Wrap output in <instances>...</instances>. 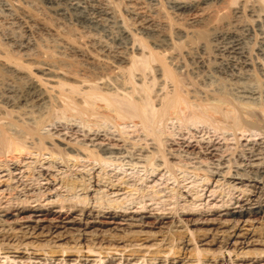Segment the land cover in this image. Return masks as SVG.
Returning a JSON list of instances; mask_svg holds the SVG:
<instances>
[{"label": "rangeland", "instance_id": "1", "mask_svg": "<svg viewBox=\"0 0 264 264\" xmlns=\"http://www.w3.org/2000/svg\"><path fill=\"white\" fill-rule=\"evenodd\" d=\"M7 1L17 8L15 7V12L10 15L4 11L0 4V97L2 99H0V124H14V120H16L14 118L18 115L16 111H21L15 107H18L19 103L21 104L24 97L27 99L29 85L32 82L36 81L47 92L48 96L55 97V99L59 94L58 83L67 85L71 82V85L76 84L72 82L77 78L70 79L67 77L68 74L61 79H52L40 74L42 66L39 63L43 61L46 52L55 45L65 48L69 44L71 46H80L81 44V47L86 48V50H88L87 48L90 49L91 55H97L94 52L98 50L93 47L96 44L104 43L111 47L115 45V47H135L134 49H139V52L142 50L141 44L147 45L146 47L150 49L161 44V46L171 49L173 55L181 60L183 65L185 64V71L182 70V72L187 78L186 72L190 67H187L189 62L185 47L194 41L193 37L190 39L189 31L203 32L205 30L201 24L192 22L190 13L181 14L178 12L173 7L171 0H96L97 2L93 3L96 6L101 1H106L111 7L109 8L110 16H104L101 19L95 16L89 19V17L91 18L89 7L80 11L73 10L70 8L68 0H53V2L50 0ZM142 1L143 3H141ZM144 1L146 2L144 3ZM238 1L235 6L242 5L243 11L238 16L239 19L235 25L240 28L241 46L246 48L245 52H249L248 55L253 60L254 66L260 65L262 68L263 65L262 69L264 70V0H249V3L248 0ZM132 2H136V5H133ZM206 4L209 9H215V14L219 9L222 10L226 7L223 3L220 5V3L216 4L213 1H207ZM59 9H64L62 13L60 12L61 14L58 12ZM85 14H89V16L85 18ZM15 18L20 21L17 19V22ZM146 19L151 21L154 19L152 22L158 30L160 29L161 35L166 38L152 37L143 30L142 25ZM163 22H166V26H163ZM217 22L219 24L215 22L213 28L217 29L216 31L227 28V24H225L227 22L224 23L220 19ZM41 24L46 25L49 32L45 31ZM214 31L210 30L209 32L213 33ZM212 33L208 37L210 41L207 39L210 44L212 43ZM97 56L99 61L103 60L100 58L102 56ZM70 62H74L76 67L85 70L88 76L93 74L91 76L93 78L98 77L102 68L106 69L108 65L113 66L107 62L101 69L92 68V66L86 65L73 56ZM101 64L103 63L101 62ZM108 68L110 71L113 70V67ZM105 69L103 71L109 72V69H106L107 71ZM254 70L253 75L256 80L264 83V76L257 73L256 69ZM46 78L56 82H53L54 84L49 82L48 84L44 81ZM63 89H69V87L65 86ZM2 95L8 96L2 98ZM76 100L78 101V99ZM56 104L58 103L52 102L51 99L46 105L47 107L41 109V112L44 109L45 111L41 113V117L38 118L39 121L37 120L39 122L37 134L43 139L45 149H37L39 145L40 149L42 147L38 135L34 134L28 136L25 145L26 150L21 153H14L13 159L9 157L8 153L0 158V216L9 226L14 227L16 224L23 223L31 225L30 222H27L29 219L30 221H41V224L46 227L57 226L60 230L52 237L56 234L66 237L65 240L56 243L63 248L73 246L75 243L71 237L72 232H64L63 228L68 225L71 217L79 218V216L72 214L68 206L80 205L84 202L83 199H86L85 202H87H84V205L88 203V208L91 207L92 211H98L102 207V210L105 209L103 211L110 212L113 211L114 207L117 208L118 205L124 204L121 210L115 209L114 211L125 213L126 220L129 218L141 219V223L147 227L145 230L150 228L153 232H157L154 224L161 218L155 219V217L160 215L168 217L164 220V227L173 226L178 221L182 222L183 226L185 222H189L187 225L189 227L186 229L188 239L192 240V246L196 247L195 259L197 261L193 264H264V257L252 258L255 251H264L262 246L245 247L239 250L238 253L243 251L250 256V258L243 260L235 258L236 250L233 246L220 250V245H217L211 247V251L208 253L201 252L205 247L195 246L196 232L198 240L201 235L207 234L199 232L200 230L204 231L209 228L221 230L222 225L220 226L218 223L219 220L250 221L247 223L248 225L246 224V228H248L247 226L264 228L263 216L236 215L240 212L241 206H243V210L255 212L259 203L264 205L263 129H246V131L242 130L243 133L239 130L234 132L227 127L224 128L226 125L216 129L213 124L200 122V120L195 122L196 119L189 120L184 126H180V122L177 120H166L162 121L157 128L160 131H158L159 135H161L160 143L157 144L151 136H148L140 128V125L131 121L122 122L123 125L115 128L111 122L97 119V117L94 121H103H100L102 129H97L99 133L92 131L94 133L92 134L89 128L92 125L84 123V116L77 115L76 111H73L74 117L69 118L68 113H66L64 119L62 118V106L60 103L58 104L60 109ZM30 106L26 109L24 107L22 110H31V113L35 114V107ZM6 113L11 115H7V117L5 116ZM58 115L59 117L55 118ZM66 116L69 118L68 120ZM77 116L83 119L75 118ZM50 118H52V122ZM24 122L28 124L27 127L33 128L35 115ZM83 147H87L88 150L84 151ZM99 149H102L103 154L100 152L99 154H92L94 158L91 157L90 151L95 152ZM109 183L118 189L111 190L108 186ZM73 184L77 187L76 190H74ZM88 184L93 187L89 189L86 196L79 190L82 186L86 185L85 187H87ZM103 184L104 187H101L100 185ZM122 188L125 189L121 190ZM98 190L99 192H97ZM131 203L132 205L129 206ZM19 204L28 207L26 212L18 214L9 211L8 213H12L11 215L2 212L9 206ZM109 206L112 208L109 209ZM126 207L128 209H125ZM31 209L32 211H30ZM225 209L227 211H224ZM188 212L193 215L186 216ZM216 212L218 213L216 214ZM200 213L208 214L207 218L213 221L212 224L192 225L191 223L198 218L197 215ZM232 214L234 216L231 217ZM122 219H109L106 216L99 217L96 221L88 219L87 222L93 223L91 225L94 226V229L91 230L99 232L124 225ZM91 234H95V232H91ZM185 236L186 234L177 235L174 243L178 241L179 237L184 238ZM49 239V237H42L39 238L41 242H35V239L24 242L30 244L35 242V245L46 247V245H52L49 244L51 241L56 240L52 239L47 243ZM87 243L89 242L81 241L76 244L84 247ZM106 245L104 246L106 247ZM83 253L87 254L88 257L81 259V261L76 260L75 256H79L77 254H73L71 257H63L64 260L61 258L48 259L47 256L28 260L26 256L19 254L0 253V264H171L168 261L166 263H162L163 261L148 263L146 262L147 258L138 262L125 261L119 253H115L112 259L104 258L103 255H99L98 250L91 253L84 249ZM204 259H209V261L216 259V262H206ZM189 263L191 262L187 264ZM178 264H183V262Z\"/></svg>", "mask_w": 264, "mask_h": 264}, {"label": "bare ground", "instance_id": "2", "mask_svg": "<svg viewBox=\"0 0 264 264\" xmlns=\"http://www.w3.org/2000/svg\"><path fill=\"white\" fill-rule=\"evenodd\" d=\"M50 1L53 2V0ZM68 1L70 8L73 10L80 11L81 9L89 7V10L91 11V18L89 17V19H92V16L101 19V17L103 18L104 16H110L111 13L109 9L111 7H109L110 5L107 4L106 1H101V3L98 4L96 3L97 6L93 4L94 2H97L96 0ZM207 1H213L216 4L220 3V5L223 3L226 5V7H224L222 10L219 9L217 14H215V9H212L213 11L209 9L207 5L208 3L206 4ZM136 2H132L133 5H136ZM145 2L146 1H144V3ZM171 2L174 5L173 7L178 12L181 14L190 13V16H192V22L198 25L201 24L202 27L205 28V30L203 29V32L189 31L191 36L189 34L188 35L190 36V39L193 37L194 41H192L190 44H187L185 47V51L188 55L189 65L187 64L188 62L186 64L188 65L187 67H190L186 72L187 78L184 77V72H182V70L185 71V64L183 65V62L173 55L171 49L165 48L161 46V44L157 45L154 43L157 46H153L151 49L146 47L147 45L145 46L141 44L142 47H140L142 50H140V52L139 49H134L135 47H115L116 45L111 47L108 46L109 44H96L93 47L98 51L94 53L102 56L100 58H103V60L100 61L103 64H101V62L97 59V55H91V52H89L90 49L87 48L88 50H86V48L81 47V44L80 46H71L69 44L68 46L66 45L67 47L65 46V48L55 45L50 49V51L46 50L47 52L44 59H42L43 57L41 58L43 61L39 64L42 66H40L42 71L39 73L42 76L52 79H61L65 77L66 74H68L67 77L70 79H74L73 77L77 78L74 79L75 82H72L73 84H76L71 85V82L67 85L58 83L59 94H57L59 98L57 97L58 99H55V97L51 98L48 96L47 92L36 81L32 82L31 85H29L30 89L27 93V99L24 97L21 104L17 102L19 103V106L15 108L21 111L15 110L18 115L16 116L14 114V116H16L14 118L16 120L13 119L15 121L14 124H0V158H3L4 154L8 153L9 157L13 159L14 153H21L22 151L26 150L25 145L26 141L28 140L27 138H29L28 136H33L34 134L38 135V118H40L41 113L45 111L44 109V111L41 112V109L44 108L51 101V99L52 102L58 104L60 103V106H62L63 113L59 110L63 114L62 118H64V114L66 113H68L67 115L69 118L74 117L75 115L73 114V111H76L75 113L77 115L79 114L84 116V123L86 122L87 124L92 125L91 127L89 126L91 133L92 131L99 133L97 129L101 128V120H98V122L94 121V119L97 117V119L111 122L115 128L121 125L122 122L128 123L127 121H131L136 125H140V128L146 132L148 136H151L154 141L157 142V144L160 143L161 136L159 135L160 131L157 128L162 121L166 120H177L180 122V126H184L189 120L196 119L195 122L197 120H200V122H207L213 124L216 129L223 128V126L226 125L224 128L227 127V129L234 130V132L235 130L246 131V129L264 130V83L257 81L253 75V70L256 69L258 71L257 73H260L262 76H264V70L262 69V64V68L260 65L254 66L253 60L248 55L249 52H245L246 48L244 49L241 46L240 40L242 37L240 38L241 35L239 34L240 28L239 26L237 27L235 25V22H237L239 19L238 16L243 11L242 5H238V7L235 6V4L239 2L238 0H171ZM141 3H143V1ZM0 4L4 8V11L10 15H12V13H14L17 8L7 0H0ZM63 10L59 9L58 12L62 13ZM88 16L89 14L84 15L85 18ZM17 19L18 18H15V20L18 22L19 19ZM109 19L111 18L109 17ZM219 19L223 20L224 23L227 22L225 23L227 24V28L225 29L223 27L225 30L223 29L216 31L217 29H213L215 22L219 24L217 22ZM152 21L146 19L142 25V29L149 33V35L152 37L165 39L166 37L161 35L162 33L159 31L160 29L158 30L157 26H155L154 22ZM165 23L163 26H166ZM34 25L36 24L34 23ZM41 25L43 26V24ZM43 28L45 31L49 32V28L46 27V25L43 26ZM210 30H215L213 33L211 32V44L208 43V41H210L208 39L209 35L211 34L209 32ZM213 42H215V44H213ZM165 46L167 47V45ZM136 48L139 47L136 46ZM211 53H213V55H211ZM39 55L41 56V54ZM70 56L71 58L73 56L75 59H80L86 65L92 66V68L98 69H101L104 63L106 64L109 62L110 64H113V70L110 71L109 68L108 70L107 67L112 68L110 65H108L106 69L109 72L103 71L105 68H102V71L100 70L98 77L94 76L95 78H93L91 77L93 74L88 76V73L85 70L76 67L77 65L75 66V64H73L74 62H70ZM48 78L44 80L48 84L49 82H56ZM26 85L28 84L26 83ZM65 86H68L69 89H63ZM46 87L48 86L46 85ZM6 92L8 93L9 91ZM4 95H2V98ZM7 96L8 95L4 97ZM76 99H78V101ZM58 104H56V106ZM30 105L35 107V114L31 113V110H22V108L25 107L26 109V107ZM60 106L58 105L59 108ZM31 114L35 115V122L33 123L35 126L33 128H30L31 126L27 127L28 124L24 122L25 120H30L32 117ZM7 115L8 114L6 113L5 116ZM59 115L55 118H58ZM69 118H67V120ZM75 118L81 119V117L78 116ZM51 120L52 118H50V121ZM46 121L47 120H45V122ZM86 125L85 127H87ZM242 132L244 133V131ZM38 137L41 142L42 149L39 148L40 145L37 149L43 150L45 149L43 139L39 135ZM83 150L87 151L88 149L87 147H83ZM100 152H103L102 149H99V151L95 152L90 151V155L99 154ZM91 157H93V155ZM73 185L70 186L72 187ZM85 186H82L83 188L81 187L79 191H82L86 195L89 189L93 186H91V184H88L87 187ZM100 186L104 187V184ZM108 186H110L111 190L118 189L116 186L110 183ZM73 187L74 190L77 189L75 185ZM124 189L125 188H122L121 190ZM97 192H99V190ZM83 200L85 202L86 199ZM84 202H79L80 205L78 204V207L75 206L76 204L74 206H68V208L71 209L70 211H72L73 215L79 216L77 219L71 217L68 225L65 226L67 228H63L64 232H72L71 237L75 240L73 246H66L62 248L61 246L56 245L58 241H63L66 239V237H62V235L59 236V234H56L52 237L53 234L60 230L57 226L46 227L41 224V221H30L29 219L27 222H30L31 225L23 223L16 224V226L13 227L9 226V224H7L6 221L0 216V253L19 254L26 256L28 260L38 259L44 256H47L48 259H63V257H71L73 254H77L79 256H75L76 260L81 261V259H87L88 257L87 254L83 253V250L86 249L91 253H95V250H98L99 255H103L104 258L110 259L114 257L115 253H119L122 255V258H124L125 261L138 262L142 259L145 260L146 258V262L148 263H153L156 261H159V263L162 261V263H166L168 261L171 262V264H178L180 262H183V264L191 262L189 264H193V262L197 261L195 259L196 247L192 246L193 242L192 240L188 239V233L186 231L187 227H189L187 226L189 222H185V225L183 226L182 222L178 221L175 222L173 226L164 227V220L168 217L163 215L157 216L155 219L161 218L157 221V223L154 224L155 229L158 230L157 233L153 232V230L150 228L149 230H145L147 227L141 223V219L133 220V218H129L126 220V215H124L125 213H121L120 211L116 213L114 211L115 209L121 210L124 204L119 203L120 205H118L117 208L114 207L113 211L105 212L103 211L105 209L102 210V207L98 211H92L91 207L88 208V203L87 205H84ZM131 205L132 203L129 204V206ZM112 207L109 206L108 208L111 209ZM27 209L28 207L24 206L23 204H19L17 206H9V208L3 210L2 212H4L6 215H11L12 213H8L9 211L17 212L19 214L26 212ZM125 209H128V207ZM30 211H32V209ZM224 211L227 210L225 209ZM246 211L247 210H243V206H241L240 212L236 213V215H260V217H264L263 204L259 203L255 212ZM202 213L197 215L198 218L193 221V223H191L192 225L212 224L213 221L207 218L208 214L204 213L203 215ZM217 213L218 212H216V214ZM192 215L193 214L189 212L186 214V216ZM106 216H108L109 219L123 218L122 221L125 224L116 226L106 231L98 232L91 230L94 229V226L91 225L93 223L87 222L88 219L96 221L97 218ZM230 216L232 217L234 214ZM218 223L220 226L222 225L221 230H212L211 228L204 231L200 230L199 232H204V234H207H203L204 236L201 235L200 238L198 237V240L196 232L195 246L200 245L205 247V249L201 250V252L208 253L211 251V247L217 245H220V250L233 246L234 250H236L235 258L237 260H243L250 258V256H248V253H243V251L238 253L239 250L252 246L264 247V228H258L255 226H247L248 228H246V224L250 223V221L242 220L240 222L237 219H228L223 221L219 220ZM91 232H95V234H91ZM182 234H186V236L184 238L179 237L178 241L174 243L177 235L182 236ZM42 237L50 238L47 243L52 239L56 240L51 241L49 244L52 245H46V247H44V245H35L36 241L41 242L42 239L39 240V238ZM31 239H35V242H32L31 244L24 242L25 240ZM81 241L89 243L84 245V247L76 244ZM95 241L97 243H94ZM96 245L99 246L96 248ZM104 245H106V247ZM222 255H224V253ZM263 257L264 251L259 250L254 252L252 258L259 259ZM204 261L215 263L216 259L210 261L209 259H204Z\"/></svg>", "mask_w": 264, "mask_h": 264}]
</instances>
